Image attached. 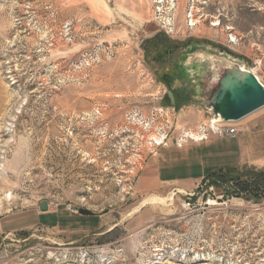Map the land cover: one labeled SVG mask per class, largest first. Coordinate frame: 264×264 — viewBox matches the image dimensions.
Wrapping results in <instances>:
<instances>
[{
	"label": "rangeland",
	"instance_id": "obj_1",
	"mask_svg": "<svg viewBox=\"0 0 264 264\" xmlns=\"http://www.w3.org/2000/svg\"><path fill=\"white\" fill-rule=\"evenodd\" d=\"M216 57L264 80V0H0V221L42 201L41 225L64 219L0 228V264H264V164L158 175L218 136L189 138ZM234 125L215 147L259 129L263 156L264 109Z\"/></svg>",
	"mask_w": 264,
	"mask_h": 264
},
{
	"label": "water",
	"instance_id": "obj_2",
	"mask_svg": "<svg viewBox=\"0 0 264 264\" xmlns=\"http://www.w3.org/2000/svg\"><path fill=\"white\" fill-rule=\"evenodd\" d=\"M211 72L212 79L202 90L211 120L236 123L264 107V80L257 69L228 57H216ZM180 88L167 90L171 105L175 104L174 92ZM39 210L47 211L48 203L42 201Z\"/></svg>",
	"mask_w": 264,
	"mask_h": 264
},
{
	"label": "crops",
	"instance_id": "obj_3",
	"mask_svg": "<svg viewBox=\"0 0 264 264\" xmlns=\"http://www.w3.org/2000/svg\"><path fill=\"white\" fill-rule=\"evenodd\" d=\"M188 94L184 91H180L177 94ZM249 130V128L247 129ZM260 131L259 129H254L253 131L249 130L248 132H245V130L242 131V133L238 134V137H240L237 140L231 141L229 144H227L225 147L220 146L215 147L217 145V142L221 141L224 138L227 139H234V137H212L210 139H206V141H203L199 143L200 147H195V150H197L196 154L194 151H191L193 149H190L188 151H181L179 156H176L173 159H168L166 165L163 171L158 173L160 176L161 174L164 175L163 177L168 180L167 178L170 177V175H177L174 176L173 180H188L191 182L201 180L203 177L207 176L208 174L216 171L217 169L225 168V167H237L245 163H251L254 165H263L264 164V155L263 156H254L253 155V146H250L249 144H246L244 137L245 136H253L254 132ZM264 132V127L263 130ZM237 137V138H238ZM236 139V138H235ZM197 148V149H196ZM215 149V152L213 153ZM194 156L198 160H200L199 169L198 171H194L193 167L194 165L191 163H188L191 161L190 158H187L189 156ZM211 156H215L216 158H219L221 164H206L208 159H210ZM180 159V160H179ZM234 159V160H231ZM164 171L168 172L170 174L169 176L165 175ZM181 171V172H180ZM179 172V173H177ZM163 181V180H162ZM142 184H148L150 183V180L146 177L142 179ZM58 209H54L51 204L48 203V210L47 211H31L28 213H25L22 216H17V222L18 224H12L10 223L9 226L4 227L3 220L10 219V217H7L6 219H2L0 221V228L2 231L5 232H12L16 231L18 229L31 227V226H42V227H54L59 229L64 225V219L61 218L60 221L56 220V222L51 226H43L41 225V219L44 217L56 213Z\"/></svg>",
	"mask_w": 264,
	"mask_h": 264
},
{
	"label": "built area",
	"instance_id": "obj_4",
	"mask_svg": "<svg viewBox=\"0 0 264 264\" xmlns=\"http://www.w3.org/2000/svg\"><path fill=\"white\" fill-rule=\"evenodd\" d=\"M228 29H229V27H228ZM229 30L231 31V29H229ZM237 41H238L237 36H234L233 34H229L227 42H229L230 44H235V43H237ZM253 69H257V67H254ZM200 130L203 133L204 137H202L199 140H203V138L206 139V137L209 134L208 130H210L213 134H217L218 136H234L238 132V129L236 128L234 123H222L220 126H214L212 121L209 122V129L202 127V128H200ZM88 254H89V252L84 250V249H80V251L78 252V255L83 257V258L87 257Z\"/></svg>",
	"mask_w": 264,
	"mask_h": 264
},
{
	"label": "bare ground",
	"instance_id": "obj_5",
	"mask_svg": "<svg viewBox=\"0 0 264 264\" xmlns=\"http://www.w3.org/2000/svg\"><path fill=\"white\" fill-rule=\"evenodd\" d=\"M229 29H231V27H229ZM261 109H264V107L261 108ZM261 109H260V110H261ZM258 111H259V110H258ZM256 112H257V111H256ZM256 112H254V113H256ZM254 113H252V114H254ZM252 114H250V115H252ZM250 115H249V116H250ZM247 117H248V116H247ZM210 121H212V123H213L214 126H220V125L223 123V122H221L220 120H216V119H215V120H211V119L209 118V122H210ZM209 122H208V123H209ZM196 134H198V133H196ZM190 135H192V136H189V138H191V139H197V140H199V139L202 138V137H198V135H195V133H194V134L192 133V134H190ZM8 196H9V195H8ZM145 200H146V199H145ZM150 200H151V199H150ZM146 202H147V201H146ZM144 203H145V202H144ZM144 203L141 204V207H143V206L145 205ZM155 203H156V202H155ZM139 207H140V206H139Z\"/></svg>",
	"mask_w": 264,
	"mask_h": 264
},
{
	"label": "flooded vegetation",
	"instance_id": "obj_6",
	"mask_svg": "<svg viewBox=\"0 0 264 264\" xmlns=\"http://www.w3.org/2000/svg\"><path fill=\"white\" fill-rule=\"evenodd\" d=\"M184 93H182V95H183ZM178 95V94H177ZM185 95H187V94H185ZM176 98H177V96H176Z\"/></svg>",
	"mask_w": 264,
	"mask_h": 264
},
{
	"label": "trees",
	"instance_id": "obj_7",
	"mask_svg": "<svg viewBox=\"0 0 264 264\" xmlns=\"http://www.w3.org/2000/svg\"><path fill=\"white\" fill-rule=\"evenodd\" d=\"M219 172V171H218Z\"/></svg>",
	"mask_w": 264,
	"mask_h": 264
}]
</instances>
